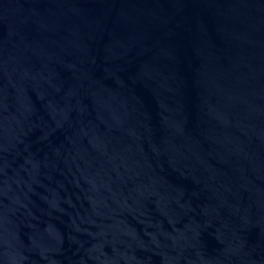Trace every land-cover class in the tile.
<instances>
[{
	"label": "water",
	"instance_id": "1",
	"mask_svg": "<svg viewBox=\"0 0 264 264\" xmlns=\"http://www.w3.org/2000/svg\"><path fill=\"white\" fill-rule=\"evenodd\" d=\"M0 264H264V0H0Z\"/></svg>",
	"mask_w": 264,
	"mask_h": 264
}]
</instances>
